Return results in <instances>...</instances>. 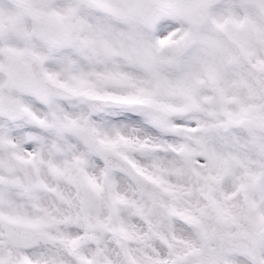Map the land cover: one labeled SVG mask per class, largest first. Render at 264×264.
I'll return each mask as SVG.
<instances>
[{
    "label": "snow or ice",
    "instance_id": "obj_1",
    "mask_svg": "<svg viewBox=\"0 0 264 264\" xmlns=\"http://www.w3.org/2000/svg\"><path fill=\"white\" fill-rule=\"evenodd\" d=\"M0 264H264V0H0Z\"/></svg>",
    "mask_w": 264,
    "mask_h": 264
}]
</instances>
